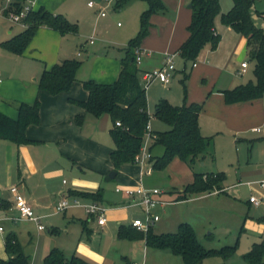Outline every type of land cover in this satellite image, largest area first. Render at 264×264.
<instances>
[{
	"label": "crops",
	"instance_id": "0c3cea01",
	"mask_svg": "<svg viewBox=\"0 0 264 264\" xmlns=\"http://www.w3.org/2000/svg\"><path fill=\"white\" fill-rule=\"evenodd\" d=\"M90 1H88V6ZM132 1L130 0L129 2ZM175 1L176 4L174 6L167 2L169 6L167 7L169 11H172V14L168 11L166 14H153L150 18L152 27L140 47L142 53L141 64L139 65L141 79L144 72L161 67L165 55L177 53L179 47L189 37L188 26L192 18V10L189 6L191 2L185 7L184 4L187 3V0ZM31 2L34 10L42 7L54 14H58V3L60 0H31ZM257 3L258 1L252 8L253 19L257 27L264 29V10H258L256 7ZM61 12V15H66V18L72 21L68 18L72 17L71 12H68L67 9ZM1 24L0 21V29L1 26L4 27ZM16 25L20 27L17 33L10 29L7 36L0 37V48L2 43L11 40L15 37V34H20L26 29V26L22 24ZM228 28L231 32H236L230 26ZM215 30L218 33L216 26ZM37 31L35 40L24 54L18 55L9 50L3 54L2 51L0 53V61L3 59L14 64L13 71L0 68V111L13 119H17L18 105L20 103L31 104L38 99L41 104L39 124L31 125L27 129V137L33 141L32 143L16 144L9 140L0 139V227L3 228V230H0V256L5 260L9 258L6 252L5 240L8 235L14 234L22 245L25 254L30 257L31 264H43L45 257L53 248L61 249L68 258L77 255L92 264H117V259L106 253L103 254L101 248L98 246L95 248L84 241L83 235L86 233L90 241H92L91 239L95 232L103 236L108 235L109 222L107 215L115 218L117 224L123 226V219L130 217L131 209L134 210L135 214L133 220L142 216V210L137 206H133L132 199L123 193L116 191L118 197L115 198L107 194L106 190L104 192L105 188L102 187L101 176L110 172L108 179H118V184L138 186L144 185L143 178L147 169L143 168L144 165L142 167L138 164H129L115 170L111 159L115 144L114 141L113 143L110 141V138H112L110 130L113 127L110 116L104 114L100 117H95L73 102L86 101L88 99L89 93L83 87L85 78L78 77L77 74V80L72 84L70 90L58 95H52L47 91L40 90L39 78L45 69H51L64 59L74 58H71L68 56L70 54L66 53L63 56L64 58H61L62 60L59 59L60 49L58 48L57 53L52 55L54 59H59L58 62L48 64L45 56L40 54L42 50L40 48L44 45V42L39 45L36 40H39L41 36L53 43L55 47L58 44L60 47V43L63 40L62 35L45 26L40 27ZM89 40L91 44L94 43L93 36H90ZM232 40L236 43L233 52L238 53L241 64L245 61L248 62V72L250 68V61L247 60V57H250L248 39L238 33V35H233ZM124 49H118L117 53L112 54L107 50V47H104L94 52V68L90 72L89 79L102 84L114 83L121 69V60L125 55ZM38 50L39 52H37ZM81 55L82 53L78 51L77 56ZM178 57L181 56L177 54L176 58ZM38 59L44 60L45 64L36 63L34 65V62H37ZM143 60L146 65L142 67ZM182 60L184 59L182 58ZM203 64L205 74L216 69L208 64V61L203 62ZM241 64L237 69L238 73L241 69ZM196 66L199 67L197 62ZM196 66L193 65V67ZM233 86L234 84H231L229 86L231 87L230 89L234 88ZM223 109L237 111V116L230 117V119L232 123L234 121L237 122L239 131L245 134H258L254 138L249 135L248 137H250L251 141H254V139L264 140V97L235 104L225 103ZM203 112L204 109L201 114ZM78 116L83 117L81 124L78 122ZM258 127L262 128L261 132L254 131ZM168 129V125L162 124L159 131ZM154 133L152 131L153 135ZM248 137L245 138L248 139ZM163 152L164 148L161 146H156L152 149L154 157L162 156ZM206 161L202 162L203 164L201 163L200 166H205ZM78 164H81L79 172L75 174L74 166ZM149 165L151 167L152 162L149 161ZM113 172H115V176L112 177L111 173ZM66 174H70L69 179L65 178ZM244 184V182H240L232 186H225L222 190H216L207 193V195L221 194L232 187ZM13 186H17L19 192L32 206L36 216L40 219V223L45 226L44 229L40 230L38 224L33 220L23 219L15 221L12 219L18 216L15 208V198L10 190ZM100 189L103 190V196L100 201L75 195L78 192L96 193ZM64 198L69 201L78 199L82 203H99L106 209V224L102 227L99 226L96 218L90 216L85 208L88 217L87 220L84 218L80 223L79 219L81 218L77 209L83 207L73 206L62 212H57L56 207ZM166 202L170 203V201ZM176 202L179 201L177 200ZM248 203L257 209L261 206V204L255 206L249 202V199ZM164 207L159 209L160 214ZM135 208L138 209L136 210ZM83 221H87L86 227L83 225ZM91 222H95V229L92 227ZM131 222L127 227H132ZM77 229H80L78 234L75 233ZM153 230L155 231L154 228ZM136 241L138 240L133 242ZM139 241H142L145 247H148L144 239ZM126 262L127 264L135 263L128 258H126Z\"/></svg>",
	"mask_w": 264,
	"mask_h": 264
},
{
	"label": "rangeland",
	"instance_id": "374dc122",
	"mask_svg": "<svg viewBox=\"0 0 264 264\" xmlns=\"http://www.w3.org/2000/svg\"><path fill=\"white\" fill-rule=\"evenodd\" d=\"M88 1L60 0L58 3L59 10L57 13L61 14L62 10L67 9L72 15L68 18L72 20L71 22L74 21L78 27L76 33L62 35L63 40L60 47L59 44L55 47L53 43L41 36L39 40H36L39 45L44 42V45L39 47L40 50L42 49L40 54L45 56L48 64L58 62L59 59L64 58L66 53L70 54L68 56L71 58L80 61L81 66L77 74L78 77L85 78V81L90 80V72L94 68V52L107 47V50L113 54L117 53L118 49L126 48L130 40L138 35L141 16L149 8V3L144 0H133L132 2L128 0L129 3L127 2L128 4L122 6H119L120 0L111 2L91 0L96 3L92 8L88 6ZM161 1L166 6L167 11H169L168 3L171 6L176 4L175 0ZM219 1L220 12L215 18V26L220 34L217 49L212 50L206 46L195 61L199 67H193V61H185L181 57L176 58L177 70L174 72L171 82L163 84L159 81H153L147 90L148 111L151 128L154 132H160L162 124L167 126L155 116L156 104L161 98L167 99L174 106L196 103L203 107L204 112L199 118V127L205 137L212 138L211 151L214 154V161L208 157L205 166L198 165L193 169L186 162L176 157L165 169H153L152 173H146L143 183L149 190L157 188L162 191L159 196L161 200L170 201L161 210L160 221L153 226L156 232L175 233L178 231V225L181 222L188 223L193 227L198 241L206 250L220 249L225 246L234 247L233 253L228 259L225 260L221 256H209L201 264H246L243 256L251 250L254 242L264 240V188L256 183L264 179V140L254 139L251 141L248 136L254 138L258 134H245L239 131L237 122L232 123L230 119V117L237 116V111L223 109L225 105L224 90L230 89L231 84H234L233 87L235 88L250 82L256 83V77L254 74L255 62L250 57H247V60L250 61L248 72L240 75L237 71L241 61H239L238 53L233 52L236 43L232 39L233 35H238V32H235L237 34L231 32L221 19V14L232 8L233 0ZM190 2L191 0H187L184 6L187 7ZM256 7L258 10H264V0L258 1ZM103 10L106 11L105 16L101 15ZM169 13L172 14V11ZM63 16L66 17V15ZM0 21L1 25H4L0 29L1 38L7 36L10 29L14 33L19 31V25L11 24L6 18L0 16ZM261 24L263 23L261 22ZM37 32L22 54L29 50ZM17 35L19 34H15V36ZM90 36L94 37L93 44L90 43ZM58 48L60 49L59 59H54L52 55L57 53ZM7 50L8 48L1 44L0 53L2 51L3 54ZM78 51L82 53L81 56H77ZM207 61L216 69L205 74L203 62ZM0 62V68L14 70L13 62L3 59ZM34 63V65L36 63L42 65L45 64V61L38 59ZM145 65L143 60L142 67ZM238 138L240 140L237 141ZM110 141L113 143L112 138ZM87 150L89 151L88 147ZM80 165L74 166L75 174L79 172ZM149 167V162L146 161L143 168L148 169ZM194 172L205 173V176L207 172L222 173L225 176L222 182L223 187L240 182L245 184L232 187L221 194L188 193V201L179 200L176 202L182 190L193 183ZM69 176L70 174H66L65 178L69 179ZM108 176H110V172L101 176L102 187L105 188L104 192L106 190L107 194L116 198L118 197L116 188H125L129 185L118 184V179H108ZM252 195L261 200L260 208L252 207L248 203V199ZM77 212L81 218L79 219L80 223L84 218L87 220L88 215L84 208H78ZM130 212V217L123 219L124 226H128L135 217L134 210L131 209ZM107 216L109 222L108 235L103 236L95 232L91 239L92 242L84 233L83 240L95 248L97 246L101 248L103 254L106 253L117 259V264H127L126 258L139 264H184L181 256L172 253L170 250L148 248L142 241L133 242L128 238L121 237L120 225L117 224V220ZM91 223L95 229V222ZM79 230L77 229L75 233L78 234Z\"/></svg>",
	"mask_w": 264,
	"mask_h": 264
},
{
	"label": "trees",
	"instance_id": "16d2710c",
	"mask_svg": "<svg viewBox=\"0 0 264 264\" xmlns=\"http://www.w3.org/2000/svg\"><path fill=\"white\" fill-rule=\"evenodd\" d=\"M28 0H13L11 8L19 12ZM149 8L141 16L138 35L131 39L124 49L125 55L121 60V69L117 80L111 84L97 83L94 80L83 82L89 96L86 101H73L83 107L87 113L100 117L108 114L113 122L110 135L115 148L111 159L115 170L123 165L136 164L135 158L140 153L144 142L147 124L150 121L147 103V89L142 84L141 70L137 62V50L143 40L149 35L151 27L150 17L154 13L166 14L167 8L161 0H144ZM259 0H233L232 8L221 14L224 24L248 39L249 55L255 62L254 74L256 83L239 85L224 90L226 104L253 101L264 97V29L256 26L252 8ZM128 0H120L119 6ZM192 18L188 26L189 37L179 47L177 52L185 61L196 63L200 52L209 46L216 50L220 35L215 30V18L220 12L219 0H191ZM264 16V15H263ZM28 26L21 34L2 43L9 51L22 54L28 47L35 32L42 26L51 28L61 35L76 33L78 27L61 14H54L44 8L33 10L27 18ZM81 62L77 59H64L51 69H45L39 78V88L52 95L68 92L77 80V72ZM40 101L34 103H20L18 117L13 119L0 111V139L12 141L16 144H29L33 141L27 137V129L40 122ZM203 110L201 105L174 106L167 99H160L156 104L155 116L169 126L168 130L155 132L149 148L150 162L153 169L163 170L174 159L179 158L191 168L206 161L208 157L214 161L211 151L212 138L205 137L199 127V117ZM82 116H78L81 124ZM120 121L121 126L116 122ZM156 146L164 148L162 156L154 157L152 149ZM194 172V181L187 186L179 196V200H186L187 194L211 193L222 190L224 175L222 173ZM81 198L100 201L103 190L96 193H75ZM86 222L83 225L86 227ZM120 236L132 241L144 239L146 245L158 250H170L181 256L184 264H201L209 256H221L228 259L233 253V246L220 249L206 250L198 241L195 231L188 223H180L175 233L157 234L153 228L147 233L133 227L120 226ZM7 260L0 256V264H31L30 257L25 254L16 235L10 234L5 240ZM246 264H264V240L252 245L251 250L243 256ZM43 264H92L87 260L73 255L68 258L59 248H53L45 257Z\"/></svg>",
	"mask_w": 264,
	"mask_h": 264
},
{
	"label": "built area",
	"instance_id": "2783aa9c",
	"mask_svg": "<svg viewBox=\"0 0 264 264\" xmlns=\"http://www.w3.org/2000/svg\"><path fill=\"white\" fill-rule=\"evenodd\" d=\"M13 0H0V16L6 18L8 21L14 24H22L24 26H28L27 18L29 14L34 10L32 7L31 0H28L22 9L17 12L13 11L11 8V3ZM108 2H111L113 0H106ZM96 5L95 2L90 1L89 6L94 7ZM102 16L106 15V11L103 10L101 12ZM264 18V16H263ZM93 42V40H91ZM177 53H168L165 55L163 64L161 67L154 69L152 71L144 72L142 75V84L145 87V89L148 90V87L153 81H159L163 84H169L173 78L174 72L176 71V65H175V58L177 56ZM142 59V53L141 48L137 50V62L138 65L141 64ZM194 66H196V63H193ZM248 69V62L245 61L241 64V69L239 71L240 75H243L247 72ZM1 81V79H0ZM117 126H121V122H116ZM262 128L258 127L255 128V132H261ZM154 135L152 134V128L151 123L147 124L146 132H145V138L143 145L141 147L140 153L135 158V163L138 165H143L150 161L151 153L149 152V148L151 145V140H153ZM153 170L152 167H149L145 173H151ZM257 184L264 188V179L257 181ZM11 192L14 195L15 198V208L18 212L17 217H13V220H33L38 224V228L40 230L44 229L45 226L40 223V219L38 216H36L32 206L28 203V201L25 199V197L19 192L17 186L11 187ZM116 191L119 193H123L126 196L130 197L132 199V205L137 206L142 210V216L135 218L131 222V226L135 228L138 231H142L144 233H147L153 226L160 221L161 214L159 212V209L161 207H164L168 202L161 200L159 196L161 195L162 191H160L157 188H154L152 190L147 189L144 185H138L134 187H117ZM249 202L254 204L255 206H259L261 204V200L256 197L255 195H252L249 198ZM83 207L86 209L87 213L96 218V221L99 226H104L107 222V218L105 215L106 209L102 207L99 203L92 202V203H82L78 199H74L72 201H69L67 198H64L59 202V204L56 207L57 212H62L65 209L69 207ZM0 230H3L2 227H0ZM133 264H139L137 262Z\"/></svg>",
	"mask_w": 264,
	"mask_h": 264
},
{
	"label": "water",
	"instance_id": "95a60500",
	"mask_svg": "<svg viewBox=\"0 0 264 264\" xmlns=\"http://www.w3.org/2000/svg\"><path fill=\"white\" fill-rule=\"evenodd\" d=\"M190 7H192V4L189 5ZM203 164V163H202ZM111 176H115V172L111 173Z\"/></svg>",
	"mask_w": 264,
	"mask_h": 264
}]
</instances>
